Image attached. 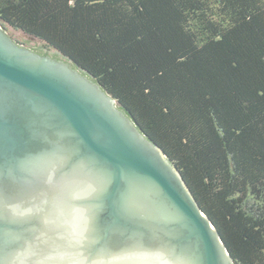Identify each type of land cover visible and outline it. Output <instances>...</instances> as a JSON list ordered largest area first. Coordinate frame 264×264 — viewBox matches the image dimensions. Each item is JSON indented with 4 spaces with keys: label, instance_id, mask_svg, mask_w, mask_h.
I'll return each mask as SVG.
<instances>
[{
    "label": "trees",
    "instance_id": "16d2710c",
    "mask_svg": "<svg viewBox=\"0 0 264 264\" xmlns=\"http://www.w3.org/2000/svg\"><path fill=\"white\" fill-rule=\"evenodd\" d=\"M0 24L116 99L264 264V0H0Z\"/></svg>",
    "mask_w": 264,
    "mask_h": 264
},
{
    "label": "water",
    "instance_id": "95a60500",
    "mask_svg": "<svg viewBox=\"0 0 264 264\" xmlns=\"http://www.w3.org/2000/svg\"><path fill=\"white\" fill-rule=\"evenodd\" d=\"M0 264H237L126 109L1 24Z\"/></svg>",
    "mask_w": 264,
    "mask_h": 264
},
{
    "label": "rangeland",
    "instance_id": "374dc122",
    "mask_svg": "<svg viewBox=\"0 0 264 264\" xmlns=\"http://www.w3.org/2000/svg\"><path fill=\"white\" fill-rule=\"evenodd\" d=\"M7 32H8V34H9L11 37L15 38L16 40L27 42V45H28V46H26V45H24V46H26V47H28V48H29V46H32V45H34V43H35V40H33L32 38L28 37L27 35H24V34H23L22 32H20V31H16V30H14V29L11 28V27H8V28H7ZM28 41H29V43H28Z\"/></svg>",
    "mask_w": 264,
    "mask_h": 264
}]
</instances>
